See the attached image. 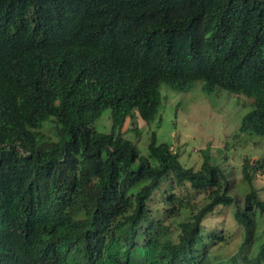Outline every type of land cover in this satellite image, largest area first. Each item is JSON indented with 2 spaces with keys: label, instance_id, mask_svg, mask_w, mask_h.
Here are the masks:
<instances>
[{
  "label": "trees",
  "instance_id": "1",
  "mask_svg": "<svg viewBox=\"0 0 264 264\" xmlns=\"http://www.w3.org/2000/svg\"><path fill=\"white\" fill-rule=\"evenodd\" d=\"M195 81L253 98L239 132L264 135V0H0V264H264V227L248 254L264 160L243 158L239 204L207 148L193 169L154 132L147 156L123 135L134 110L157 116L161 84ZM170 180L205 200L161 190ZM231 203L242 239L221 258L203 220Z\"/></svg>",
  "mask_w": 264,
  "mask_h": 264
},
{
  "label": "rangeland",
  "instance_id": "2",
  "mask_svg": "<svg viewBox=\"0 0 264 264\" xmlns=\"http://www.w3.org/2000/svg\"><path fill=\"white\" fill-rule=\"evenodd\" d=\"M160 93L161 105L154 120L145 122L134 110L122 127L124 137L136 144L140 154L147 156L149 135L154 132L158 143H168L170 149L178 153L182 166L193 169L206 167L202 150L207 148L211 162L218 165L228 176L229 194L242 204L243 196L249 189L247 182L242 179L243 158L247 157L250 163L264 160V135L239 132L243 115L253 107V98L220 88L205 93L201 90L200 81H195L187 91H178L163 83L160 85ZM109 113L110 109H105L94 120L95 130L109 131ZM252 183L259 198L264 200V173L256 172ZM168 185L173 193L184 196L190 204L199 206L205 200V191L193 190L186 186L188 184L178 186L171 180L163 182L161 190ZM161 190L155 191L148 202L152 214L156 217L162 215L167 207L161 199ZM233 209L232 203L217 207L206 214L203 220V233L220 237L219 241L213 243L212 251L221 258L233 254L242 239V229L232 216ZM172 227L178 230L175 224H172ZM263 227L264 223L256 227L254 244L248 254H253L258 247L260 242L258 231Z\"/></svg>",
  "mask_w": 264,
  "mask_h": 264
}]
</instances>
